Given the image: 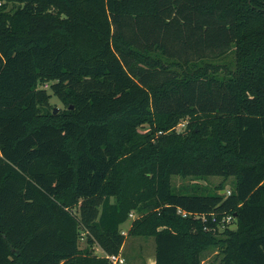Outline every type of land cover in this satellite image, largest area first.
<instances>
[{
  "label": "trees",
  "instance_id": "obj_1",
  "mask_svg": "<svg viewBox=\"0 0 264 264\" xmlns=\"http://www.w3.org/2000/svg\"><path fill=\"white\" fill-rule=\"evenodd\" d=\"M127 237L264 264V0H0V264H110Z\"/></svg>",
  "mask_w": 264,
  "mask_h": 264
},
{
  "label": "rangeland",
  "instance_id": "obj_2",
  "mask_svg": "<svg viewBox=\"0 0 264 264\" xmlns=\"http://www.w3.org/2000/svg\"><path fill=\"white\" fill-rule=\"evenodd\" d=\"M231 55L227 56V59H231ZM218 62V61H217ZM46 89L49 91V87L46 86ZM49 93H51L49 91ZM50 104L52 107L54 108H57V110L63 108V104L58 100L57 97H55L52 93H51V97H50ZM183 125L184 123H181L179 124L176 129L178 131H181L183 129ZM230 181H231V178L227 179L226 181H223V179L219 176H210L204 180H192L191 178L189 177H180V176H173L172 177V184L174 185V187L176 189H181L185 186H190L192 185L193 183H198L200 186H206L210 189H215V187L219 184V183H224L225 185V190H230ZM136 217V213L133 212L131 216H129V219L126 223H124L122 226H121V231H124L126 232L129 224H130V219ZM142 239H144V245H145V248L146 250L145 251H150L151 250V242H153V238L152 237H149V238H135V237H127V244H126V248L125 249V252L129 253V259L127 257V259H125V264H141V260H144V255H146L145 251H142V252H136V242L137 241H141ZM79 245L80 247H84L85 246V239L84 237L81 238L79 240ZM153 245V244H152ZM153 247V246H152ZM93 250L96 254H102V251L98 248V247H93ZM138 253V254H137ZM123 254H124V251H123ZM123 256H127V254L125 253ZM214 256V253L213 252H210L208 255H207V259H206V256H205V261L204 263H208L212 260Z\"/></svg>",
  "mask_w": 264,
  "mask_h": 264
},
{
  "label": "built area",
  "instance_id": "obj_3",
  "mask_svg": "<svg viewBox=\"0 0 264 264\" xmlns=\"http://www.w3.org/2000/svg\"><path fill=\"white\" fill-rule=\"evenodd\" d=\"M229 193V190L227 191ZM178 212L182 214V216H186L187 213L185 211H182L181 209H178ZM132 213H130V216ZM200 215H196V217H199ZM202 219H205L204 215L200 216ZM234 216L231 215H225L223 216L220 221L217 220L216 217H212V221L216 222V227L219 229H223L226 226H229L233 222ZM218 222V223H217ZM214 227V228H216ZM106 258L109 260L110 264H125V258L120 254H109L106 255Z\"/></svg>",
  "mask_w": 264,
  "mask_h": 264
},
{
  "label": "crops",
  "instance_id": "obj_4",
  "mask_svg": "<svg viewBox=\"0 0 264 264\" xmlns=\"http://www.w3.org/2000/svg\"><path fill=\"white\" fill-rule=\"evenodd\" d=\"M234 226V225H233ZM231 226V227H233ZM129 227V226H128ZM128 229V228H127ZM127 244V240H125L124 244H123V247L121 249V255L123 256L125 253L127 254V256H123L125 259H129V253L125 252V249ZM137 246H136V252H142V251H145L146 248H145V243H144V239H142L141 241H137L136 242ZM153 244V245H152ZM153 246V247H152ZM123 251H124V254H123ZM137 253V254H138ZM146 255H144V260H141V264H155V257H154V243L151 242V250L150 251H145ZM205 256H206V259H207V255L205 254L204 257H203V260H202V264H205L204 261H205ZM207 264V263H206Z\"/></svg>",
  "mask_w": 264,
  "mask_h": 264
},
{
  "label": "water",
  "instance_id": "obj_5",
  "mask_svg": "<svg viewBox=\"0 0 264 264\" xmlns=\"http://www.w3.org/2000/svg\"><path fill=\"white\" fill-rule=\"evenodd\" d=\"M57 111V108H54V112ZM221 193H224V190H221Z\"/></svg>",
  "mask_w": 264,
  "mask_h": 264
}]
</instances>
